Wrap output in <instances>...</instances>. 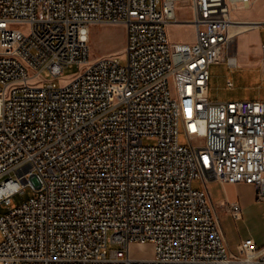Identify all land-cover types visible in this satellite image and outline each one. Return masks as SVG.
Segmentation results:
<instances>
[{"label":"built area","instance_id":"2783aa9c","mask_svg":"<svg viewBox=\"0 0 264 264\" xmlns=\"http://www.w3.org/2000/svg\"><path fill=\"white\" fill-rule=\"evenodd\" d=\"M251 2L0 0V208L35 193L0 214V264H264L252 238L232 251L208 190L252 185L264 202V101L209 100L212 65L239 66L232 13ZM105 24L126 27L125 65L90 60ZM186 25L195 42H172ZM148 244L150 258L131 254Z\"/></svg>","mask_w":264,"mask_h":264},{"label":"rangeland","instance_id":"374dc122","mask_svg":"<svg viewBox=\"0 0 264 264\" xmlns=\"http://www.w3.org/2000/svg\"><path fill=\"white\" fill-rule=\"evenodd\" d=\"M176 13L181 21H190L193 17V9L189 2L178 4ZM232 17L233 19L236 18L237 21L255 18L263 22L264 0H257L254 4L252 0L249 8L233 11ZM250 28L246 26L240 28V31H248L239 35L238 39L233 42L232 50L237 53L238 67L232 68L223 62L212 65L209 83V100L211 102L264 101V78L257 63L260 57L259 44L264 43V25L254 33H252L254 30L249 31ZM168 33L172 42L188 43L195 37V30L192 25L172 26L169 27ZM126 38L127 31L123 24L91 26L90 60L95 61L101 57L119 55L121 63L125 65ZM80 71V66L69 65L64 69V80L73 78ZM42 78L52 80L48 71L43 72ZM229 81L233 83V87L228 86ZM148 143H152V141H147L146 144ZM180 144L182 146L189 144L182 128L180 130ZM230 185L211 181L208 183V190L217 205L225 201L227 203L238 202L243 207V220H235L226 213H222L219 217L232 251L238 254V246L243 240L251 237L256 238L257 241L264 240V202L256 200L255 189L241 185L234 187ZM193 187L200 190L205 187V184L202 179H197L194 181ZM34 196L35 193L31 189H27L25 195H15L9 209L0 208V214H6L9 210L21 206ZM111 249H117V246L109 245V251ZM131 254L135 257L150 258L153 255V246L150 244L145 247L134 245L131 247Z\"/></svg>","mask_w":264,"mask_h":264},{"label":"crops","instance_id":"0c3cea01","mask_svg":"<svg viewBox=\"0 0 264 264\" xmlns=\"http://www.w3.org/2000/svg\"><path fill=\"white\" fill-rule=\"evenodd\" d=\"M256 1L257 0H253V4L254 3H256ZM236 19V18H235ZM238 21H240V22H261V20H258V19H255V18H249V19H241V20H238ZM195 30V29H194ZM259 30V28H256V29H254V31H252V33H254V32H257ZM195 42V37H194V39L191 41V42H188V43H194ZM187 43V42H186ZM264 43H260L259 45H260V52H259V55H260V57H259V60H258V65L260 66V58H261V48H262V45H263ZM211 182V181H210ZM209 182V183H210ZM227 186L228 185H230V184H226ZM238 185H241V186H244V187H247V188H250V189H255L252 185H246V184H238ZM230 186H237V185H230ZM210 195V194H209ZM210 199H211V202H212V205L214 206V209H215V212H216V214L220 217V215H222V213H226V214H228L227 212H226V210H225V208L223 207V205H225V204H227V202H225V201H223V202H221L219 205H217V204H215V202H214V200L212 199V197H211V195H210ZM242 207V206H241ZM229 215V214H228ZM244 219V215H243V207H242V219L241 220H243ZM252 239H254L255 240V242L259 245V246H263L264 245V240L263 241H257L256 240V238H254V237H251ZM249 239V238H248ZM246 240V239H245ZM244 241V240H243Z\"/></svg>","mask_w":264,"mask_h":264},{"label":"bare ground","instance_id":"6f19581e","mask_svg":"<svg viewBox=\"0 0 264 264\" xmlns=\"http://www.w3.org/2000/svg\"><path fill=\"white\" fill-rule=\"evenodd\" d=\"M240 25H236L237 27L232 31V37H234L235 39H238V37H239V35H243V34H245L246 33V31H248V30H246V31H240V28H245V26L246 27H252V28H250L249 29V31L250 30H254V29H256V25H254V24H256V22H238Z\"/></svg>","mask_w":264,"mask_h":264}]
</instances>
